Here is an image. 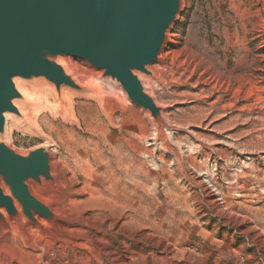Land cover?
Instances as JSON below:
<instances>
[{
    "label": "rangeland",
    "instance_id": "374dc122",
    "mask_svg": "<svg viewBox=\"0 0 264 264\" xmlns=\"http://www.w3.org/2000/svg\"><path fill=\"white\" fill-rule=\"evenodd\" d=\"M160 55L163 82L150 93L173 126L162 144L141 107L128 98L106 101L121 88L110 82L115 88L105 84V101L73 96V115L52 97L48 111L8 124L7 142L16 150L52 149L75 179L73 198L108 197L102 185L112 173L116 197L141 220L136 229L109 227V212L63 202L57 207L66 214L86 218L88 247L66 244L60 252L57 243L48 257L68 263L76 251L82 264H264L263 8L258 0H182ZM70 57L82 77L98 75ZM33 91L34 110L44 101ZM86 184L100 191L84 195Z\"/></svg>",
    "mask_w": 264,
    "mask_h": 264
},
{
    "label": "water",
    "instance_id": "95a60500",
    "mask_svg": "<svg viewBox=\"0 0 264 264\" xmlns=\"http://www.w3.org/2000/svg\"><path fill=\"white\" fill-rule=\"evenodd\" d=\"M181 8L182 0H0V220L24 215L36 221L40 215L51 221L57 215L31 189L55 180L50 147L20 152L7 142L6 114L20 116L16 103L24 99L19 83L35 91L53 87L58 95L65 86L103 98V83L110 82L148 112L165 140L173 128L163 115L166 106L142 78L152 76ZM67 56L86 61L98 75L77 74L63 63Z\"/></svg>",
    "mask_w": 264,
    "mask_h": 264
},
{
    "label": "bare ground",
    "instance_id": "6f19581e",
    "mask_svg": "<svg viewBox=\"0 0 264 264\" xmlns=\"http://www.w3.org/2000/svg\"><path fill=\"white\" fill-rule=\"evenodd\" d=\"M258 2L260 3V5L262 6L263 11H264V5L261 3L260 0H258ZM167 36H168V34H167ZM161 58H162V55H160L159 61L151 66L152 76H143V78H142L143 83H144V85H145V87L149 93L153 92V88L155 86L159 87V85L163 82L164 76L157 72L158 67L161 65V62H162ZM63 63H65L70 69L75 70L77 74L83 76L80 72H78V69L74 67L75 63H73L72 58L70 56H67L66 58H64ZM106 83L110 84L109 82L105 81L103 83L104 89H105ZM111 87H113V85H111ZM113 88H115V87H113ZM19 89L21 90V92L24 95V99L21 101H18L16 103L18 106V109H19L20 116H18L16 114H12V113L6 114V119H7L8 124L18 122L21 119H27L28 120V119H32L33 117L36 118L37 117L36 115H38V113L48 111L49 105H50L49 99L52 97L54 98V100L57 101L58 104H59V102H61L63 109L67 110L70 115H73V112H74V110H73V96H80V97L82 96V97H86V98L87 97L90 98V97L94 96L92 93L72 90V89L65 87V86L61 87L60 93L58 95L53 87H48V86L44 85L38 89L39 94L43 97L44 104L42 106H39V108L33 110L32 102L30 101V98H29L30 96H32L34 94L33 89L30 88L28 85L23 84V83H19ZM105 92L107 93L106 89H105ZM106 93H105V96L103 98L104 101H105V99H107ZM113 95H114V97H113V99H111V102H110V100H106V101H109V104L113 105L112 102L115 101L116 99H118V100L120 99L121 101L123 100L126 102V99H127V97L125 96L126 94L121 88H118V89L115 88V91H113ZM51 104H53V103H51ZM145 112L148 114L147 111H145ZM163 115L166 118L167 122L169 124H171V121H170V119L166 113V110H164ZM90 116H91V114H90ZM93 116H94V113H93ZM98 117H99V114H98ZM88 119H90V118H88ZM149 119H150V117H149ZM92 120L93 119H91L89 122H87V125L90 128L93 127L92 126V123H93ZM93 129H95V128L93 127ZM167 131L171 133L172 130L170 128H167ZM95 132H96V129H95ZM154 140H156V141L158 140L162 144V142L164 140H163V132L161 130H158V131L154 130ZM112 145H113V143H112ZM51 151H52V149H51ZM117 152L115 154H117ZM104 158H105V155H104ZM89 160H90V158H89ZM121 164H123V163H121ZM75 168H77V167H75ZM53 171L55 174L54 182L44 181L43 186L37 185V184H35V185L32 184L31 189L39 198H41L47 202H50L52 204V207H53L52 210L55 211L57 213V215L51 221H47L44 217H42L40 215H36V217H37L36 221H30L24 215H21L20 219H9V220L2 219V220H0V226L3 228V234H4L0 240L4 241V245L6 246L5 250L8 249V252L7 251H0V264H82L81 261L83 259H80L77 257L76 251H72V254H73L72 257L73 258L68 263H62L60 260H56L54 257H48V251L47 250L50 249L51 247L53 248V246L57 243L61 244V247L59 248L60 252L64 251V249L66 248V244H70L75 248H87L88 247L87 246L88 242L86 241L87 237L85 236L86 224L84 222V220L86 218L85 219L83 218V214H69V213L66 214V211L64 209L57 207L58 205H60L63 202H67L68 204H72L74 206H78V205L83 204L84 207L89 208V210L97 211V210L101 209L103 212H109V214H105V216H104V219L106 221L110 222L109 227H116L119 225L120 229L123 226H130V227H132V228L134 227L136 229V228H139L142 226V225H140L141 224L140 219L133 218L134 216L131 214V208H130V204H129L128 200L124 199L123 201H121L120 199H118L116 197L114 192H116V188H117L116 184H117L118 179H117V177L114 178L112 173L104 178V181H107V184L102 185L103 188H105L106 191H108L109 196L105 197V196L101 195L96 202H93V200H95V198H92V197H87V198L82 199V200L77 199V197L76 198L72 197V194L74 192H77L76 190H73V184L75 183V179L72 177H69L67 172H66V169L58 166V163L54 159H53ZM128 173H129V171H128ZM118 178H119V176H118ZM97 179L100 180L101 177L97 176ZM138 180L141 181V179H138ZM120 186H121V184H120ZM44 187H46V188H44ZM100 188L101 187L97 186V185L86 184V190L88 189V192H83V194L84 195H89V194L91 195L92 193H96ZM126 188H129V187H126ZM91 191H93V192H91ZM78 192H79V190H78ZM209 196L212 199L214 198V194L209 193ZM212 201L214 203H216V199H213ZM80 208H81V206H80ZM0 211H2L4 213V211L2 209H0ZM100 213H97V214L100 215ZM112 216H113V218H112ZM98 231L102 232L100 230H98ZM15 237H17V238H15ZM16 239H18V240H16ZM14 242L19 243V244L17 243L19 245V249L15 250V248L13 247ZM95 254H97V253H95Z\"/></svg>",
    "mask_w": 264,
    "mask_h": 264
}]
</instances>
